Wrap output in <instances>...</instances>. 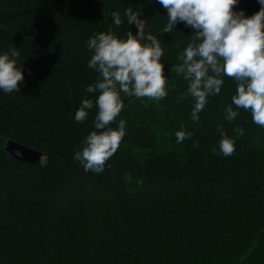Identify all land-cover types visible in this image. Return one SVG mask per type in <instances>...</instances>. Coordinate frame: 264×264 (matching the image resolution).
<instances>
[{
	"label": "trees",
	"instance_id": "trees-1",
	"mask_svg": "<svg viewBox=\"0 0 264 264\" xmlns=\"http://www.w3.org/2000/svg\"><path fill=\"white\" fill-rule=\"evenodd\" d=\"M127 6L161 40L168 96L121 93L126 134L102 172H85L73 153L95 108L84 122L73 115L95 96L85 91L97 77L86 41L110 25L135 33L123 15L112 24L111 12ZM234 7L250 15L260 5ZM165 12L153 0H0V51L17 47L25 68L19 92L0 91V264H264V127L244 109L223 120L235 92L227 76L191 119L176 69L191 29L162 33ZM221 122L229 135L245 129L227 157L212 151ZM182 127L192 135L177 143ZM9 139L39 151L41 164L10 157Z\"/></svg>",
	"mask_w": 264,
	"mask_h": 264
},
{
	"label": "clouds",
	"instance_id": "clouds-1",
	"mask_svg": "<svg viewBox=\"0 0 264 264\" xmlns=\"http://www.w3.org/2000/svg\"><path fill=\"white\" fill-rule=\"evenodd\" d=\"M166 10L167 20L160 31L171 33L177 24L183 23L191 32L178 59L177 66L186 82L179 100L191 97V119L197 121L210 96L218 95L224 77L235 82L231 102L223 107V120L232 122L240 109L250 111L253 123L264 127V0H258L260 8L246 14L237 9L240 0H153ZM135 25V33L129 28L117 35L110 25L107 32H97L88 38L90 53L88 67L97 77L85 87L95 96L81 98L73 119L84 122L90 110L95 108L92 130L83 138L81 146L73 153L85 172L100 173L105 162L117 151L126 134L127 121L120 117L124 108L121 93L135 97L160 100L168 96L162 61L164 48L161 40L146 28L143 13L127 6L123 13L111 12L112 24L117 28L124 23ZM20 52L14 45L8 51H0V91L6 94L19 92L24 82V64L19 63ZM29 73L31 69L27 70ZM235 106V107H234ZM115 122L116 126L112 127ZM220 139L214 154L230 156L236 148L238 136H243V125H237L229 135L223 122L216 125ZM176 142L181 143L192 133L182 127L174 132Z\"/></svg>",
	"mask_w": 264,
	"mask_h": 264
},
{
	"label": "water",
	"instance_id": "water-1",
	"mask_svg": "<svg viewBox=\"0 0 264 264\" xmlns=\"http://www.w3.org/2000/svg\"><path fill=\"white\" fill-rule=\"evenodd\" d=\"M5 151L13 159L33 165H40L42 154L35 149L19 144L11 139L5 142Z\"/></svg>",
	"mask_w": 264,
	"mask_h": 264
},
{
	"label": "rangeland",
	"instance_id": "rangeland-1",
	"mask_svg": "<svg viewBox=\"0 0 264 264\" xmlns=\"http://www.w3.org/2000/svg\"><path fill=\"white\" fill-rule=\"evenodd\" d=\"M176 69H177V68H176ZM177 71H178V70H177ZM5 142H6V141L4 140L3 143L5 144ZM105 234H106V233H105ZM107 235H108V234H107Z\"/></svg>",
	"mask_w": 264,
	"mask_h": 264
}]
</instances>
